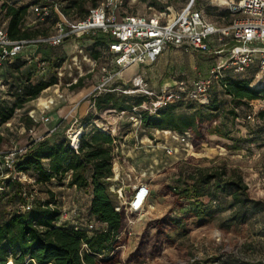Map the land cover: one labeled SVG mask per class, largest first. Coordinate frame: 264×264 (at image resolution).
Wrapping results in <instances>:
<instances>
[{
  "label": "rangeland",
  "instance_id": "rangeland-1",
  "mask_svg": "<svg viewBox=\"0 0 264 264\" xmlns=\"http://www.w3.org/2000/svg\"><path fill=\"white\" fill-rule=\"evenodd\" d=\"M33 1L35 0H19L17 3L28 5L30 10V4H33ZM59 1L63 7L68 5L70 0ZM80 1L84 11L100 6L103 2V0ZM189 1L123 0L116 18L119 20L126 13L149 15L158 12H165L168 17H174ZM231 1L234 0H193V6L201 10L206 21L215 26H221L229 19L227 8ZM2 4L4 0H0L1 22L4 21ZM76 16L77 14L73 12L67 18L75 21ZM54 20L55 18L51 17L39 25L35 23L30 25H37L36 27L42 30L40 32H43L41 28H45L49 34H54L57 22ZM88 36L86 34V37ZM86 37L85 35L77 38L68 37L61 45L55 47L30 44L24 48L21 59L4 66L0 76V105L10 106L15 98L21 95L28 83H35L51 76L56 77V83L48 90L42 91L36 99L16 109L8 122L0 124L1 152L23 149L31 138L43 134L50 133L49 138H53L57 135L67 136L71 129H80L84 119L78 117V112L72 117L69 115L71 111L79 110L90 97V93L100 82L103 74L102 67L106 69L110 67L108 52L105 53L101 47L94 46ZM93 51L99 53L94 65ZM172 53L173 56L167 57L161 69H159L161 64L156 68L154 64L149 65L147 71H144L145 66V69H140L144 71V74L140 72L146 77L151 89L157 91L151 84L165 82L166 79L183 81L184 86L188 87L192 80L206 75L215 63H221L226 59L225 53L218 55L213 52H183L175 49ZM75 56L76 60L73 61L72 58ZM39 61L45 63L43 70L38 66ZM168 68L170 72H167ZM125 69L121 79L124 77L131 79L134 74L139 73V71L133 73L136 66ZM238 75L248 77V72ZM79 77L83 78L82 87L72 89L70 85ZM121 83L122 80L119 84ZM128 83L127 81L126 84ZM166 88L179 89V85ZM211 93L212 99H215L219 106L217 122L229 134L228 137L239 140L238 150L227 149L221 145L204 144L203 148L195 151L190 140L188 145H184L171 133L154 129L151 130L152 134L148 140L145 142L138 140L129 158L125 156L123 158L121 154L114 156L113 174L109 180L108 190L116 205L126 203L128 206L133 192L140 185H148L149 189L143 208L128 218V240L120 248L122 259L134 247L138 234L148 221L166 212L176 216L188 209L187 204L181 208L171 205L169 194L161 195L159 192L166 185H174L179 176H184L196 167L225 164L227 169L231 167L239 169L250 197L264 203V98L252 100L251 105H243L233 115L231 114L233 102L217 84ZM41 96L49 101L45 104L39 103L38 98ZM129 114V111L120 114L110 109L97 111L92 106L85 116L90 115L94 125L102 130L110 131L114 137H119L125 130L120 125L132 123ZM42 115L48 116L49 121H42ZM55 125L58 126L56 130L52 129ZM117 127H119L118 130H116ZM135 127L138 132L142 128L141 125ZM210 137L227 145L233 143V140L229 138L217 135ZM167 148L172 151L168 153ZM13 180L24 184L25 193H35L32 195L33 198L30 197L33 202L35 199H46L49 195L48 191H51L61 209L62 217H58L56 221L67 227L77 226L86 229L91 219L88 210L89 197L73 187H68L67 176L62 181L51 180L46 184L36 185L35 192L27 182ZM4 181L6 180H0L2 185L0 187V217L20 209V202L12 193L13 189L4 186ZM119 188H122L120 198L116 192ZM231 190L229 186L224 187V192L215 203L216 211L212 216L191 218L185 227L167 230L161 254L153 258L141 259L135 264H249L248 261L262 264L264 262V207L260 204L248 210L244 220H233L230 217L232 209L229 206ZM25 193H22L23 198ZM94 225L95 229L98 228L96 220Z\"/></svg>",
  "mask_w": 264,
  "mask_h": 264
},
{
  "label": "trees",
  "instance_id": "trees-1",
  "mask_svg": "<svg viewBox=\"0 0 264 264\" xmlns=\"http://www.w3.org/2000/svg\"><path fill=\"white\" fill-rule=\"evenodd\" d=\"M18 1L4 0L1 6L4 12L2 22L8 37L12 40H33L49 35L45 28H41L43 32H40L42 30L37 28V25H28L34 18L31 6L37 4L38 0L30 4V10L28 5H18ZM56 1L60 3L59 0ZM88 11L89 9H82L80 0H70L68 5L61 7V12L67 17L75 12L76 20L84 19ZM227 14L229 19L223 25L229 24L235 17L229 8ZM51 17L55 18V22L58 20V15L53 10L46 19ZM86 38L106 53L108 35L96 32ZM38 44L43 43H35L36 46ZM22 53L23 51L5 62L4 66L21 59ZM92 56L97 60L99 53L93 51ZM254 71L255 69H249L248 77L225 72L217 84L233 102L231 114H236L235 111L243 105H249L252 100L264 98V81L255 87L250 86ZM82 80L83 78L79 77L70 87H82ZM55 83V76L28 83L10 106L0 105V124L8 122L16 109L36 99L44 89ZM118 85L120 84L113 83L111 87ZM211 92L195 101L180 100L168 103L155 113L139 111L141 127L147 130L188 133L195 151L203 148L204 144L238 150L239 140L228 137L229 134L217 122L219 106L216 100L212 99ZM89 99L97 111L111 109L119 113L140 105L145 97L108 90L92 94ZM91 118L90 115L84 117L83 124L90 122ZM211 135L229 138L233 143L227 145L212 140ZM115 139L108 130H102L93 124L90 130L80 132L76 149L70 146L66 135L42 138L27 144L16 163V169L32 176L37 185L46 184L51 180L62 181L69 175L66 181L68 187H75L90 194L88 210L94 217L93 221L98 222V228L95 229V225L91 230L87 226L83 229L60 225L56 220L61 214V209L54 194L48 191L46 199H35L24 211H14L0 217V264H135L141 259L153 258L161 254L167 230L183 228L191 218L212 216L216 211L215 203L224 192L225 186L232 189L229 206L233 220H244L248 210L260 204L264 207L262 201L250 197L239 169H227L225 164L196 167L184 176H179L174 185H166L159 192L161 195L169 194L171 205L181 208L187 204L188 209L176 216L166 212L148 221L138 234L134 247L122 259L120 248L128 240L127 224L132 214H127L123 205L119 210H115L116 204L108 190V178L113 174ZM4 186L13 189L12 193L19 202L25 201L22 196L25 192L24 184L7 179ZM248 263L257 264L250 261Z\"/></svg>",
  "mask_w": 264,
  "mask_h": 264
},
{
  "label": "built area",
  "instance_id": "built-area-1",
  "mask_svg": "<svg viewBox=\"0 0 264 264\" xmlns=\"http://www.w3.org/2000/svg\"><path fill=\"white\" fill-rule=\"evenodd\" d=\"M122 1L103 0L100 6L89 8L84 19L70 21L61 12V5L58 1L38 0L37 4L31 6L34 18L28 25L41 24L50 15L51 10L58 15V20L55 24L56 31L54 34L33 40L10 39L5 24L0 21V73L5 62L12 60L30 44L43 43L55 47L61 45L68 37L77 38L81 35L101 32L109 36L106 52L110 55V67L108 69L102 67L103 74L100 82L94 87L90 95L108 90L143 95L145 99L140 105L119 112L123 114L129 111V119L137 126L141 125L139 111L155 113L168 103L180 100L195 101L202 96H207L215 84H219L225 72L240 74L249 69H255L250 86L255 87L264 81V0L231 1L228 8L235 17L229 24L221 26H215L206 21L202 12L194 8L193 0H190L174 17H168L165 12L149 15L126 13L117 20V13L121 9ZM170 48H179L185 52H213L218 55L225 53L226 59L221 63H215L206 75L195 78L191 85L186 88L153 90L141 72L134 74L128 84L121 83L114 88L111 87L113 83H117V80L121 79L125 68L135 64L150 65ZM72 59L75 61L76 56ZM92 61L94 65L96 60L93 59ZM38 66L43 70L45 63L39 61ZM249 105H251V101ZM111 111L114 112V110ZM29 114L32 116L31 113ZM41 120L48 122L49 117L42 115ZM78 131L79 129H71L67 135L69 144L73 149H76L78 145L80 134L77 133ZM167 132L184 145H188V133L180 134L171 130ZM75 137L76 141L74 140ZM166 151L170 153L172 150L167 148ZM23 152L24 148L6 152L0 151V180H23V182L30 184L33 188L32 191L35 192L37 185L35 179L26 172L16 169V163ZM121 190L122 188L116 190L119 198L122 195ZM34 194L25 193V201L20 202V209L17 211H24L30 207L33 203L31 198ZM134 195L138 199L140 198L138 202L132 200ZM148 195V187L140 185L133 192L128 206L126 203H121L115 205V210H119L123 205L127 214L138 212L143 208ZM59 217H62L61 214ZM86 226L91 230L94 228V222L89 221Z\"/></svg>",
  "mask_w": 264,
  "mask_h": 264
},
{
  "label": "crops",
  "instance_id": "crops-1",
  "mask_svg": "<svg viewBox=\"0 0 264 264\" xmlns=\"http://www.w3.org/2000/svg\"><path fill=\"white\" fill-rule=\"evenodd\" d=\"M179 50V51H183V50H181V49H179V48H170V49H168V50H166V51H164L159 57H158V59L154 62V63H152V64H154L153 66H154V68H156V67H158V65H160L161 64V66L159 67V69H161L162 68V66L163 65H165L164 63L166 62V60H167V57L169 56V55H171V56H173V53H172V50ZM184 52V51H183ZM152 64H150V65H152ZM131 66H136V70L133 72V73H135V72H140V71H142L143 72V74H144V71H147L148 70V68H147V66H149V65H144L145 67H146V69H145V67L144 66H141V65H131ZM131 66H129V67H131ZM128 67V68H129ZM140 69H145L144 71L143 70H140ZM126 70V69H125ZM124 70V71H125ZM157 70H158V68H157ZM124 71H123V73H122V76H124L123 74H124ZM167 72H170V69L168 68L167 69ZM132 73V74H133ZM130 76H131V74H130ZM146 78V77H145ZM122 80V83H126L127 81L129 82V80H130V78H128V79H125V77H124V79H120L117 83H120V81ZM165 82H161V83H157V84H155V85H152L151 84V86L155 89H157V90H161V89H163V88H166V87H174V86H178L179 85V87H185L186 88V86H184V83H183V81H178V80H175V79H166V80H164ZM193 81V80H192ZM192 83V82H191ZM191 83L189 84V86L191 85ZM188 86V87H189ZM51 86H49L48 88H46V89H44L43 91H46V90H48L49 88H50ZM52 93V92H51ZM52 95H54V93H52ZM59 97H61V96H59ZM92 107V103H91V101H90V99L88 98L84 103H83V105L81 106V108L79 109V110H77V109H75L74 111H71V113H70V117H72L74 114H77V112L79 113V118H82V119H84V117H86V116H88V115H86L85 116V113L87 112V110L88 109H90ZM60 114V113H59ZM90 120H92V118L90 119ZM92 125H93V123H92V121H88L87 123H85V124H81V126H80V130L82 131V130H90L91 128H92ZM120 126H122V128L123 129H125L124 131H122V134L119 136V137H117L116 136V139L113 141V143H114V155H118L119 156V154H121L122 155V157L124 158V156L125 157H127V158H129V156H130V153L133 151V147L134 146H136V144L138 143V140H140V141H144L145 142V140H148L149 138H150V134H152V131L151 130H147V129H144V128H141V130L138 132L137 131V129H136V125H134L133 123H131V124H124V123H122ZM57 127L58 126H53L52 127V129H54V130H56L57 129ZM119 129V127H117L116 128V130H118ZM156 131H168V130H158V129H155ZM51 134L50 133H48V134H43V135H40V136H38V137H35V138H31V140L30 141H36V140H38V139H42V138H47V137H49ZM140 137V139H138ZM29 141V142H30ZM28 142V143H29ZM27 143V144H28ZM27 144H26V146H27ZM26 146L24 147V149L26 148ZM117 155H116V157H117ZM115 159V158H114ZM67 176V178H68V176L69 175H66ZM146 187H148V185H146ZM75 190H77L78 192H81V193H84V194H87V196L89 197L88 199H89V201H88V205H89V202H90V194H88V193H86L85 191H83V190H80V189H76L75 187H73ZM142 193L140 192V195H141ZM139 201V199L137 198V200L135 201V202H138ZM94 220V217L93 216H91V219H90V221H93Z\"/></svg>",
  "mask_w": 264,
  "mask_h": 264
},
{
  "label": "bare ground",
  "instance_id": "bare-ground-1",
  "mask_svg": "<svg viewBox=\"0 0 264 264\" xmlns=\"http://www.w3.org/2000/svg\"><path fill=\"white\" fill-rule=\"evenodd\" d=\"M38 101H39V103H41V104H45L47 101H49L46 97H44V96H41V97H39L38 98ZM81 132V130L79 129V131L77 132V133H80ZM74 140L76 141V137L74 138ZM137 200V196H134L133 197V201H136ZM139 200H140V198H139Z\"/></svg>",
  "mask_w": 264,
  "mask_h": 264
}]
</instances>
